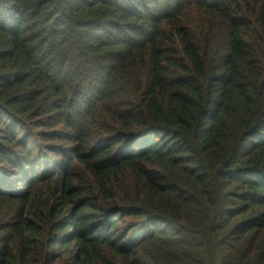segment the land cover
Segmentation results:
<instances>
[{
  "label": "trees",
  "instance_id": "obj_1",
  "mask_svg": "<svg viewBox=\"0 0 264 264\" xmlns=\"http://www.w3.org/2000/svg\"><path fill=\"white\" fill-rule=\"evenodd\" d=\"M0 264H264V0H0Z\"/></svg>",
  "mask_w": 264,
  "mask_h": 264
}]
</instances>
